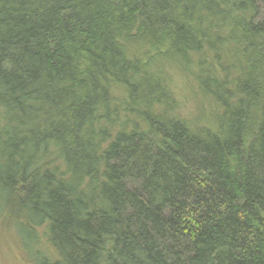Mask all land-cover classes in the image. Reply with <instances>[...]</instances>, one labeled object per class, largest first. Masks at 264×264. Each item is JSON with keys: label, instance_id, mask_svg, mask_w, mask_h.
<instances>
[{"label": "trees", "instance_id": "obj_1", "mask_svg": "<svg viewBox=\"0 0 264 264\" xmlns=\"http://www.w3.org/2000/svg\"><path fill=\"white\" fill-rule=\"evenodd\" d=\"M1 224L28 264H264V0H0Z\"/></svg>", "mask_w": 264, "mask_h": 264}, {"label": "rangeland", "instance_id": "obj_2", "mask_svg": "<svg viewBox=\"0 0 264 264\" xmlns=\"http://www.w3.org/2000/svg\"><path fill=\"white\" fill-rule=\"evenodd\" d=\"M175 85H181V79L175 77ZM187 93V92H186ZM185 94V93H184ZM190 109V105L186 106V110ZM181 114L184 115L185 111L180 110ZM13 234L10 233L9 229L4 227V224L0 225V264H28L23 262V258L17 251L16 243L13 238Z\"/></svg>", "mask_w": 264, "mask_h": 264}]
</instances>
